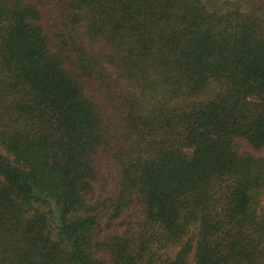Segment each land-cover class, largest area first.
Wrapping results in <instances>:
<instances>
[{
	"label": "trees",
	"instance_id": "trees-1",
	"mask_svg": "<svg viewBox=\"0 0 264 264\" xmlns=\"http://www.w3.org/2000/svg\"><path fill=\"white\" fill-rule=\"evenodd\" d=\"M260 2L0 0V264H264Z\"/></svg>",
	"mask_w": 264,
	"mask_h": 264
},
{
	"label": "rangeland",
	"instance_id": "rangeland-1",
	"mask_svg": "<svg viewBox=\"0 0 264 264\" xmlns=\"http://www.w3.org/2000/svg\"><path fill=\"white\" fill-rule=\"evenodd\" d=\"M260 1L261 0H205V3H207V6L213 10L227 12L234 9L235 7L248 9L250 7L259 5V3H261ZM46 17V29L54 36V31L57 29L55 20H53L52 17ZM0 152L4 153V150L1 147ZM254 153L258 156H264V148L260 151H255ZM105 157L106 155L100 157L99 177L94 184L92 193L89 195L90 201L98 206V212L101 215L102 223L107 224L111 222L114 224V226L111 227L112 231L118 230L123 232L129 226H133L134 229H136L138 228L137 224L141 218L137 205H133L128 210L124 211L117 220H114L111 217L113 212L111 201L115 196L117 171L113 164L109 163Z\"/></svg>",
	"mask_w": 264,
	"mask_h": 264
}]
</instances>
